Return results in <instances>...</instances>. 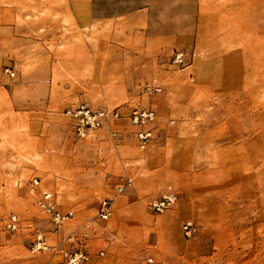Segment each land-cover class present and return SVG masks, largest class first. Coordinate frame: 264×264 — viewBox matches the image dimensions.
Returning <instances> with one entry per match:
<instances>
[{
	"label": "rangeland",
	"instance_id": "obj_1",
	"mask_svg": "<svg viewBox=\"0 0 264 264\" xmlns=\"http://www.w3.org/2000/svg\"><path fill=\"white\" fill-rule=\"evenodd\" d=\"M234 2L0 0V264H264V60ZM79 103L122 116L77 137Z\"/></svg>",
	"mask_w": 264,
	"mask_h": 264
},
{
	"label": "built area",
	"instance_id": "obj_2",
	"mask_svg": "<svg viewBox=\"0 0 264 264\" xmlns=\"http://www.w3.org/2000/svg\"><path fill=\"white\" fill-rule=\"evenodd\" d=\"M173 63L185 64V59L181 52H177L173 56ZM9 69H6L8 71ZM149 92L159 91L160 87H146ZM65 114L72 120V127L74 134L77 137H86L90 132L103 126L105 122L111 119H116L121 117L119 110L116 108H93L86 103H79L73 107L67 108ZM155 113L151 109L134 107L128 114L129 120L139 127L136 132V136L140 147H144L147 140L150 138L151 132L148 129H144V125L153 120ZM111 135L115 136L116 132L111 131ZM37 180L34 179L33 183ZM130 183V179L127 178L123 183H120L117 187L118 191H122L124 186ZM176 198L173 190L168 188L166 192L160 197L155 198L150 201V207L160 210L169 206ZM38 207L45 213H47L55 224L61 223L63 220L70 216V212H60L55 207V202L52 192L48 190H43L37 199ZM111 212L110 200L104 199L99 208V216L102 219H106ZM16 216L13 214L8 219V226L11 228L15 227ZM44 242L41 240L40 236H37L35 248H40ZM66 264H81L83 260L86 259L85 254L79 250L72 253L64 252Z\"/></svg>",
	"mask_w": 264,
	"mask_h": 264
},
{
	"label": "bare ground",
	"instance_id": "obj_3",
	"mask_svg": "<svg viewBox=\"0 0 264 264\" xmlns=\"http://www.w3.org/2000/svg\"><path fill=\"white\" fill-rule=\"evenodd\" d=\"M234 3L236 12L233 15L237 16L239 22L245 23L249 30L245 38L247 47L255 59L260 56L264 60V39L261 37V32H264V0H235ZM260 46L262 50L259 51Z\"/></svg>",
	"mask_w": 264,
	"mask_h": 264
}]
</instances>
